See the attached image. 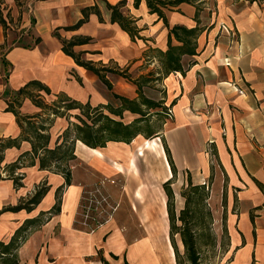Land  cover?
<instances>
[{
  "label": "crops",
  "instance_id": "0c3cea01",
  "mask_svg": "<svg viewBox=\"0 0 264 264\" xmlns=\"http://www.w3.org/2000/svg\"><path fill=\"white\" fill-rule=\"evenodd\" d=\"M119 1L0 0L8 25L0 24V140L18 138L21 133L9 104L23 115L45 116L44 109L28 96L19 98V106L15 104L17 91L31 81L49 90L29 88L46 104L66 97L96 107L110 104L113 93L137 99L133 80L142 77L147 80L142 93L173 110L171 118L164 112L162 125L148 129L141 123L156 119L152 115L148 120L149 108L144 119L135 123L140 132L129 143L108 141L104 147L92 148L76 140L71 182L61 193L60 211L29 233L17 250V264H103L99 252L109 264H155V229L164 236L168 227L166 197L162 187L157 193L144 181L145 171L139 164L151 146L164 178L172 176L162 140L177 172H189L198 184L213 175L215 189L227 190L226 205L232 211L226 217V229L235 249L230 264H264V0H201L202 5L181 2L164 8L170 27H193L198 5L199 26L203 27L196 54L181 56L183 72L166 75L160 52L168 47L169 28L150 12L146 0L138 6L134 0H125L122 11L139 28V37L132 39L111 21L107 3ZM95 4L101 18L90 12L87 21L66 29L78 22L83 8ZM79 35L90 37L72 47L83 60L125 69L130 79L106 72L109 89L97 74L78 65L63 51L60 38ZM19 39L33 42L16 43ZM139 117L124 109L116 119L131 123ZM68 124L50 126V146ZM145 134L156 137L144 139ZM31 149L30 141L21 140L19 146L4 150L1 165ZM18 170L24 176L22 186L16 188L11 178L0 179V241L4 243L25 219L51 209L56 189L64 182L61 173L40 168L37 159ZM104 176L117 180L107 189L119 208L108 225L89 233L77 224L80 196L83 187ZM44 181L49 188L32 210L5 209L33 194ZM165 247V262L170 264L173 247L169 241ZM0 264H4L1 258Z\"/></svg>",
  "mask_w": 264,
  "mask_h": 264
},
{
  "label": "trees",
  "instance_id": "16d2710c",
  "mask_svg": "<svg viewBox=\"0 0 264 264\" xmlns=\"http://www.w3.org/2000/svg\"><path fill=\"white\" fill-rule=\"evenodd\" d=\"M195 1L197 0H146V4L150 12L156 13L159 18H162L165 25L169 28L167 41L168 47L166 51L160 52V61L163 68V74L165 75L174 71L183 72L181 56L183 54H196L197 38L203 31V27L199 26L198 13L201 7L198 5L195 12L196 25L193 27H186L184 25H174L170 27L163 9L174 7L181 2L193 3ZM139 2L140 0H134V5L138 6ZM198 3L201 4L202 2L200 1ZM124 5L125 0H120L116 4L107 3V7L111 10V21L117 22L132 39H135L136 37H139V28L135 24L134 19L123 13L121 8ZM90 12H96L101 18L97 4L85 7L82 10V17L78 20V22L66 29H75L87 21ZM0 24L6 28V20L3 18L1 8ZM60 39L63 51L72 56L78 65H81L97 74L100 80L105 83L109 89L111 88V83L105 77L106 72L117 73L130 79L129 74L125 69L120 70L117 67L94 63L90 60H83L80 53L73 51L72 47L75 44L86 43L90 40V37L79 35L73 36L71 39ZM173 40H175L176 43H173ZM38 41L39 38L36 39V42ZM133 82L137 85L138 89L137 99H128L113 93L114 98L121 101V106L119 108H113L110 104L92 107L89 103L83 104L79 101L66 97L51 105L46 104L38 97L39 94H34L33 90H29L30 87L35 86L40 87L41 89L44 88V91L49 92L46 87H43L37 81H31L17 91L16 98L14 99L16 106H19L20 104L19 98L28 96L36 105L44 109V114L46 113V110L50 109L51 112L49 114H51V116H43L42 114L23 115L16 107L13 106V104H9L8 109L15 113L17 122L21 127V133L18 138H6L0 140V179L6 177L11 178L16 188L22 186V179L24 176L18 169L26 164H35L37 159L40 168L61 173L64 177V182L56 189L55 203L50 210L40 212L36 217L25 219L24 222L15 230L7 243L0 241V258L3 260L4 264H17V250L22 242L26 240L29 233L40 227L51 215L57 214L60 211L61 193L64 187L69 185L71 182L70 162L75 159L74 147L76 140H80L85 145L92 148L104 147L108 141H124L129 143L137 135V133L140 132L135 123L144 119L148 109L158 106L163 107L161 105V101L151 100L142 93V84L146 83L147 80L141 77L133 80ZM143 106L146 110L143 109ZM75 108L80 110V113L74 115L77 121H70L68 126L57 138L55 145L50 146L51 136L49 129L54 118L49 117L57 115L63 116L64 112L60 109L71 110ZM104 108L120 118L122 117L124 109H128L133 113H138L140 114V117L131 123H124L121 119H116L109 114L104 113ZM21 140H28L31 142V151L20 154L13 162L1 165V162L4 159V150L11 146H19ZM163 147L172 172V176L166 180L162 186L166 194V209L169 219V239L175 253L176 263L182 264L180 253L178 252L174 240V235L176 233H180L187 262L189 264H201L197 244L198 239L194 230V226H196L197 222H191L189 217H191V214L199 212L201 204L208 198L209 193L206 190L205 183L193 184L189 178L188 186L182 192L185 196V207L177 216L174 207V194L171 187L172 178L176 175V167L171 158L169 148L165 143L163 144ZM26 160L27 162H24ZM3 172L6 173L4 174ZM48 188L49 187L44 181L35 189L33 194L27 196L26 198H21L17 205L7 207L5 209L16 211L24 208L27 211H30L40 202ZM207 213L211 216L210 210H208ZM178 221L181 222L180 225H178ZM112 256L117 258L114 254H112ZM100 260L103 264H109V262L101 254ZM124 264H127V262L125 261Z\"/></svg>",
  "mask_w": 264,
  "mask_h": 264
},
{
  "label": "rangeland",
  "instance_id": "374dc122",
  "mask_svg": "<svg viewBox=\"0 0 264 264\" xmlns=\"http://www.w3.org/2000/svg\"><path fill=\"white\" fill-rule=\"evenodd\" d=\"M200 1L201 0H197L195 2H200ZM6 27H8L7 23H6ZM30 42L32 43L33 40L23 41L19 39L16 43L26 45L27 43H30ZM172 42L176 43V41L174 40ZM111 67H115V66L111 64ZM117 104H119V101L112 96L110 100V106H112L113 108H118ZM60 110L64 112L63 116L57 115V117L56 116L49 117V118H54V119L56 118V123L55 122L52 123L51 125L52 127L57 128L58 124H60V128H61L63 125H67L68 122L70 121L71 122L77 121L74 115L80 113L79 109L75 108L71 110H65V109H60ZM165 111H166L165 108L159 107V106L155 108H151L150 112L152 114L147 116V118L149 120L151 116L153 115L156 119L152 123H148V121L146 120V121H143L141 124L148 129L155 128L159 124L162 125L161 121L163 119V116L165 117V114H164ZM45 112H46L45 116H51V114H49L51 112L50 109L46 110ZM104 112L109 113L108 110H104ZM111 116L113 115L111 114ZM113 117L117 118V116H113ZM53 131H56V129H54ZM143 137L144 139L153 140L156 137V135L155 134H150V135L145 134ZM162 143L163 144L165 143L164 140H162ZM146 148H147L146 149L147 155L140 160L141 162L139 164L141 167H143V171H145L142 177L146 183L151 184L150 188H152L158 193L161 190L160 188L161 187L163 188L162 186L163 183L166 180H168L170 177L167 179L164 178L162 174L163 166L161 164L160 159L152 155L151 152L154 150L151 149V146L146 147ZM140 151L141 152L144 151L141 146H140ZM212 160L215 166V158H213ZM181 177H182V180H181ZM189 178L190 180L192 178L189 176V172H186V171L180 172L179 170L178 172L176 170V175L172 178L171 187H172L173 194H174V207H175V212L177 216L180 214V211L185 207V196L182 194V192L183 190L187 188ZM213 181H214L213 175L207 177L206 180L204 181L206 184L205 185L206 190L209 193L208 198L204 200V202L201 204L199 212L191 214V217L189 218L191 219V222H197L196 226H194V230H195V235L197 236V239H198L197 244H198V251H199V257H200L201 264H230L231 260L233 259V254H234L235 249L233 248L231 238L226 229V222H227L226 217H228V215L231 213L230 211L232 210H230V208L227 207L226 205V201H227L226 191L227 190L223 191V189L221 188L215 189V185L213 186ZM191 182L193 184H198L193 179L191 180ZM94 183L87 185V187L91 188ZM165 197H166V194H165ZM177 204L178 206H176ZM179 204H181L180 205L182 207L181 209H179ZM208 210H210L211 216L208 215L207 213ZM177 223L178 225L181 224L180 221H178ZM167 225H168L167 232L165 233L164 236L160 234L159 229H155L156 230V240L159 242L158 249L161 252L160 254H161L162 259H164L163 261L160 260L158 254L156 255L155 253V256L153 257L155 264H159V263L166 264L165 262L166 257L164 254L165 248H166L165 244L166 242L168 244V241L170 242L168 214H167ZM233 226H235L236 228V224H234ZM166 239L168 240L166 241ZM174 240H175L178 252L180 253V259L182 260V264H189L185 257V250H184V246L181 240L180 233H176L174 235ZM169 263L177 264L176 259H175L174 250H173L172 260H169Z\"/></svg>",
  "mask_w": 264,
  "mask_h": 264
},
{
  "label": "built area",
  "instance_id": "2783aa9c",
  "mask_svg": "<svg viewBox=\"0 0 264 264\" xmlns=\"http://www.w3.org/2000/svg\"><path fill=\"white\" fill-rule=\"evenodd\" d=\"M241 92V91H239ZM173 110L168 107L165 114L172 117ZM116 179L104 176L99 178L91 188L83 187L77 211V224L93 233L108 225L119 208V202L115 201L107 186L116 183Z\"/></svg>",
  "mask_w": 264,
  "mask_h": 264
},
{
  "label": "bare ground",
  "instance_id": "6f19581e",
  "mask_svg": "<svg viewBox=\"0 0 264 264\" xmlns=\"http://www.w3.org/2000/svg\"><path fill=\"white\" fill-rule=\"evenodd\" d=\"M154 231H155V230H154ZM154 235H155V236H154V237H155V238H154V243H155V253H156V255L158 254L160 260L163 261L164 259H162L161 254H160L161 252H160L159 249H158V248H159V242L156 240V232L154 233ZM156 243H157V245H156ZM154 256H155V254H154ZM154 256H153V257H154ZM153 261H154V259H153Z\"/></svg>",
  "mask_w": 264,
  "mask_h": 264
}]
</instances>
